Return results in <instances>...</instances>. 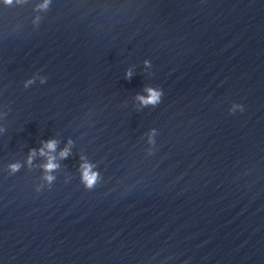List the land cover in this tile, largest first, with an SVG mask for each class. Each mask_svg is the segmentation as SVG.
Instances as JSON below:
<instances>
[{
    "label": "clouds",
    "instance_id": "obj_1",
    "mask_svg": "<svg viewBox=\"0 0 264 264\" xmlns=\"http://www.w3.org/2000/svg\"><path fill=\"white\" fill-rule=\"evenodd\" d=\"M5 2L10 4L12 3V0H5ZM145 63L147 64L148 61H145ZM125 75H126V78L130 79L132 76V73L131 71H128ZM28 83H31V81H29ZM145 92H147V96H142V95L137 96V99L141 102L142 105L156 106L161 102V98L163 95V92L161 89L148 87L145 89ZM237 108H239L241 112H243L244 110L242 105L233 104L232 108H230L229 111L234 113ZM69 143H71V141ZM56 146H57V143L55 140H48L43 143V147L39 150L40 154L47 155L48 153L54 152L56 149ZM45 149L48 150V153L45 152ZM69 151H70L69 148L66 147L64 150L60 152V157L62 159L67 158L69 155ZM32 152L34 153L35 150H32ZM54 161H55V157L48 155V162L45 165H43L46 172H52L59 167V165L55 163ZM29 162H31V155L29 157ZM80 167H81V183L83 184L84 188L86 190L94 189L96 187L100 173L94 172L92 170L93 166L87 163L82 164ZM12 168L15 171L18 168V166L12 165ZM45 179L49 182V184H51V182L55 179V177H53L52 175H47Z\"/></svg>",
    "mask_w": 264,
    "mask_h": 264
}]
</instances>
